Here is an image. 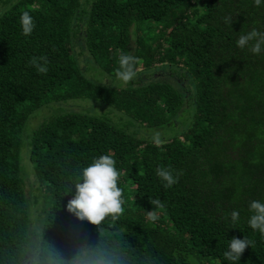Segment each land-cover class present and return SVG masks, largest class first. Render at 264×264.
Instances as JSON below:
<instances>
[{
  "label": "trees",
  "instance_id": "trees-1",
  "mask_svg": "<svg viewBox=\"0 0 264 264\" xmlns=\"http://www.w3.org/2000/svg\"><path fill=\"white\" fill-rule=\"evenodd\" d=\"M88 3L85 8L80 0H0V264H232L223 252L233 236L251 242L234 264H264V234L248 225L249 202H264V45L253 54L235 44L253 29L264 34V4ZM24 11L35 25L30 35L19 24ZM80 31L84 51L103 73L115 76L120 55L128 54L135 76L158 63L176 81L130 80L118 88L94 82L73 51ZM41 56L45 73L31 64ZM72 98L97 100L130 121L124 129L113 123L120 120L116 115L112 120L81 111L42 121L27 145L41 186L28 198L20 165L26 122L36 109ZM185 103L187 112L190 105L193 110L183 131L137 136L134 124L164 127ZM102 154L115 161L123 211L92 223L66 205L81 167ZM157 167L176 176L175 183L166 186ZM46 196L35 241L31 204L42 217ZM233 210L239 214L234 223ZM31 245L36 251L26 263Z\"/></svg>",
  "mask_w": 264,
  "mask_h": 264
},
{
  "label": "clouds",
  "instance_id": "clouds-1",
  "mask_svg": "<svg viewBox=\"0 0 264 264\" xmlns=\"http://www.w3.org/2000/svg\"><path fill=\"white\" fill-rule=\"evenodd\" d=\"M253 4L257 7L264 4V0H253ZM225 22H229V18H225ZM19 24L22 34L30 35L34 28L32 16L28 11L20 14ZM255 40V43L249 46V41ZM235 44L238 48L249 47V51L253 54H259L264 45V34L253 29L245 34L240 35ZM38 61H44L43 64ZM134 59L128 54H122L119 57V68L115 73V78L123 83H127L135 76ZM31 64L39 73L47 72L46 57H33ZM100 83L105 81L98 80ZM155 174L166 186L175 183L177 177L168 169L157 167ZM119 173L115 167L114 159L107 154L94 157L86 166L81 167L78 182L75 183V194L67 202V210L74 213L79 219H87L89 222L98 223L105 215H112L113 218L118 216L122 211V189L118 187L117 181ZM151 204H159L157 200H151ZM251 215L248 218V225L253 230H258L264 234V202L260 200H252L248 204ZM149 212V218L156 220L157 217ZM239 214L236 210L230 213L231 222L238 220ZM246 246H251V242L245 237H231L228 242L227 250L223 252L226 261L234 262L240 260V256Z\"/></svg>",
  "mask_w": 264,
  "mask_h": 264
},
{
  "label": "rangeland",
  "instance_id": "rangeland-1",
  "mask_svg": "<svg viewBox=\"0 0 264 264\" xmlns=\"http://www.w3.org/2000/svg\"><path fill=\"white\" fill-rule=\"evenodd\" d=\"M81 5H85V8L89 7L88 0H80ZM37 10V8H32ZM81 29V28H80ZM73 51L76 54V58L78 60V64L82 73L86 75V77L90 78L94 82L104 85L110 88H118L125 87L128 82L125 84L115 78L113 75H108L103 73L101 70L97 68L93 60L88 56L87 52L84 51L83 47V37L82 31L78 32L73 39ZM155 69L151 71H144L142 73L137 74L131 79L133 83H144L150 79H168L171 82H175V77L170 75L168 70L161 69V64H154ZM98 80L105 81V83H100ZM188 104H184L183 108L179 111L178 117L173 118L176 121H172L170 124L165 125L164 127H145L139 125L137 123L134 124L136 126L137 136L151 139V138H159V137H168L172 136L175 133H179L183 131L189 123L190 114L192 113L193 107L189 106V110L187 112ZM67 111H81L88 112L94 115H106L110 117L112 120V116L114 119L120 118V120H113V123L116 125L126 129V124L130 121V118L124 114L122 111H117L110 107L107 104L101 103L97 100L88 99V98H72V99H64L57 102H50L44 105L41 108L36 109L33 114L28 118L26 125L22 132V137L24 138V142L22 144L20 150V165L22 170V175L24 176V191L28 198H30L32 193H36V187L39 184L41 186V182L37 177L34 163L31 162L28 158L29 156V148H28V139L31 132L44 120L48 119L50 116H53L58 113L67 112ZM121 116V117H120ZM175 122V123H174ZM187 122V123H186ZM35 179L38 183H35ZM48 204V197H43L40 204V211L42 213V217H40L37 213L36 205L31 204V223H30V232L31 236L35 241L39 240V226H41L44 209L43 207ZM35 247L31 245L27 251L26 263L30 262L35 254ZM195 264H200L197 259L194 260ZM205 263V260H202ZM209 264H216V260H208ZM78 264H86V263H78ZM98 264H113L107 262H100Z\"/></svg>",
  "mask_w": 264,
  "mask_h": 264
}]
</instances>
